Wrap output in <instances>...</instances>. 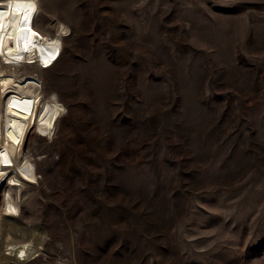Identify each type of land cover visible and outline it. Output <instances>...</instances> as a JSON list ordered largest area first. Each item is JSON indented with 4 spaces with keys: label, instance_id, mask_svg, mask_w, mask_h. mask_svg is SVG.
Returning a JSON list of instances; mask_svg holds the SVG:
<instances>
[{
    "label": "rangeland",
    "instance_id": "obj_1",
    "mask_svg": "<svg viewBox=\"0 0 264 264\" xmlns=\"http://www.w3.org/2000/svg\"><path fill=\"white\" fill-rule=\"evenodd\" d=\"M40 2L66 109L21 264H264V0Z\"/></svg>",
    "mask_w": 264,
    "mask_h": 264
},
{
    "label": "bare ground",
    "instance_id": "obj_2",
    "mask_svg": "<svg viewBox=\"0 0 264 264\" xmlns=\"http://www.w3.org/2000/svg\"><path fill=\"white\" fill-rule=\"evenodd\" d=\"M40 1L4 0L0 4L1 264H21L42 248L33 226H24L29 213L22 212V203L33 198L41 182L40 162L33 157L30 146L47 139L34 131L54 137L65 116V104L46 83L50 82L48 71L61 58L65 36L71 29L56 15L50 27L39 22ZM27 53H33L46 67L40 68L36 62L19 64Z\"/></svg>",
    "mask_w": 264,
    "mask_h": 264
},
{
    "label": "snow or ice",
    "instance_id": "obj_3",
    "mask_svg": "<svg viewBox=\"0 0 264 264\" xmlns=\"http://www.w3.org/2000/svg\"><path fill=\"white\" fill-rule=\"evenodd\" d=\"M3 14L2 13H0V16H2Z\"/></svg>",
    "mask_w": 264,
    "mask_h": 264
}]
</instances>
